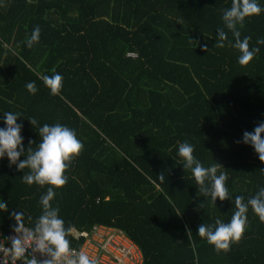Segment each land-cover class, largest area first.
<instances>
[{
  "label": "trees",
  "instance_id": "16d2710c",
  "mask_svg": "<svg viewBox=\"0 0 264 264\" xmlns=\"http://www.w3.org/2000/svg\"><path fill=\"white\" fill-rule=\"evenodd\" d=\"M231 2L0 0V128L12 112L21 118L25 150L29 141L39 142L44 124L68 126L84 145L53 201L66 227L120 230L140 248L143 264H264V223L251 208L243 238L227 253L218 255L197 231L217 218L229 222L235 197L246 202L264 186V163L242 142L245 131L264 122V44L256 43L264 39V11L237 26L242 39L251 37L250 47L260 48L241 66L229 42L215 47ZM257 2L264 9V0ZM37 25L40 40L28 48ZM53 70L63 76L58 96L40 79ZM33 81L35 95L26 88ZM183 142L194 146L204 167H224L218 174L229 177V200L215 206L209 198L198 208L206 198L197 196L198 185L184 170ZM22 176L7 156L0 159L6 237L16 223L13 211L25 214L28 229L42 211L47 186L27 185ZM68 238L74 248L86 240Z\"/></svg>",
  "mask_w": 264,
  "mask_h": 264
},
{
  "label": "clouds",
  "instance_id": "9594fccd",
  "mask_svg": "<svg viewBox=\"0 0 264 264\" xmlns=\"http://www.w3.org/2000/svg\"><path fill=\"white\" fill-rule=\"evenodd\" d=\"M262 11L264 9L257 0H232L230 8L222 12L224 27L218 29L215 47L224 48L225 42H229L230 46L239 52L238 63L241 66H247L259 53L260 48L250 47L251 37L245 36L242 39L237 26L242 28L246 18L259 15ZM225 28L231 32L234 43L229 41ZM40 34L41 29L37 25L26 41L28 48H32L39 42ZM256 43L264 44V39L257 40ZM203 48L208 52L207 45ZM53 71V75H43L40 79L50 90L51 95L58 96L63 86V76ZM26 88L33 95L38 90L34 81L28 82ZM3 116L6 127L0 128V159L7 156L10 166L15 165L17 170L23 173L21 178L27 185L47 186L46 193L40 197L39 205L42 211L33 228L25 227V214L22 211L12 212V218L16 222L13 226L15 235L7 237L10 245L7 249L12 253L13 264L27 253H30V258L27 259L26 264H98V261L90 257L84 249L76 252L71 248L68 237L73 233L74 228L65 226L64 220L60 217L59 206L53 205L57 195L56 190L68 182L66 171L73 159L78 157L84 148L75 130L60 123L44 124L37 131L40 137L39 142L29 141L25 150L24 138L21 135L23 125L17 123L21 118L12 112H6ZM27 120L33 127L38 125L34 117ZM240 142L237 141V143ZM242 142L251 145L259 160L264 163V122L259 123L252 132L245 131ZM33 144H37V147L33 148ZM193 153L194 146L190 143L179 144L178 155L183 160L184 170L191 172L198 185L197 196L206 198V202L200 203L198 208H204L209 198L211 204L215 206L217 199L229 200L226 187L229 177L226 172L218 174L219 168L223 166L216 162L210 167H204ZM21 156L26 158L21 160ZM25 169L28 171L26 172ZM157 177L161 183L165 181L164 172ZM234 207L235 211L229 222L225 223L217 218L214 225L202 223L198 227V235L212 245L218 255L229 252L232 245L238 244L243 238L248 223L249 208L258 216L260 222L264 223V186L259 187L246 202L243 196H236ZM0 210L7 212L8 204L0 203ZM190 234L189 230L188 236Z\"/></svg>",
  "mask_w": 264,
  "mask_h": 264
},
{
  "label": "built area",
  "instance_id": "2783aa9c",
  "mask_svg": "<svg viewBox=\"0 0 264 264\" xmlns=\"http://www.w3.org/2000/svg\"><path fill=\"white\" fill-rule=\"evenodd\" d=\"M76 237L86 236V240L79 248L71 247L78 252L84 249L98 264H143V255L140 248L122 231L104 226H94L89 231H73ZM15 233L10 231L7 237ZM7 237L0 229V264H13L12 253L8 251ZM30 258V253L16 260L15 264H26Z\"/></svg>",
  "mask_w": 264,
  "mask_h": 264
}]
</instances>
